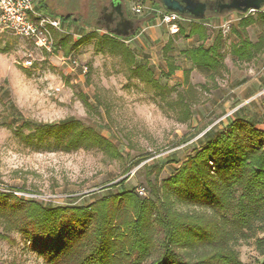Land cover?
<instances>
[{
  "label": "rangeland",
  "instance_id": "rangeland-1",
  "mask_svg": "<svg viewBox=\"0 0 264 264\" xmlns=\"http://www.w3.org/2000/svg\"><path fill=\"white\" fill-rule=\"evenodd\" d=\"M105 3L44 0L43 11L49 16L71 17L62 36H72L68 48L80 44L69 56L62 48L54 56L44 55L21 38L0 33L1 192L54 206H80L123 187L148 199L155 167H163L160 182L168 179L208 129H224L239 109L250 117L264 114V53L251 62H240L233 55V48L241 41L257 42L262 31L257 22L244 34L239 30V36L232 30L243 17L256 18L258 12L207 19L204 25L209 38L201 44L211 46L221 32L225 66L221 73L210 77L183 54L200 44L196 38L175 37L173 49L166 53L164 47L171 35L165 27L140 34L143 28L155 24L154 11L158 7L154 0H132V7L144 9L141 15L132 11L139 21L138 29L131 37L119 38L134 53V67H144L132 75L136 68L130 67L126 58L109 45H99L100 38L108 35L97 23ZM191 23L185 24L186 34ZM95 31L96 38H86ZM6 47L9 49L2 52ZM29 51L35 64L25 68L22 63ZM75 61L77 65H73ZM170 62L177 67L172 73ZM11 104L20 120L17 125L22 121L58 125L77 119L87 125L96 124L114 150L63 153L28 146L3 124L11 122ZM258 128L264 130V125ZM171 159L174 162L168 163ZM123 181L124 186L118 187ZM2 223L0 218V234L5 235L0 236V264H47L19 232H3ZM262 237L257 228L239 235L235 249L244 264L264 262L256 248V240Z\"/></svg>",
  "mask_w": 264,
  "mask_h": 264
},
{
  "label": "trees",
  "instance_id": "trees-1",
  "mask_svg": "<svg viewBox=\"0 0 264 264\" xmlns=\"http://www.w3.org/2000/svg\"><path fill=\"white\" fill-rule=\"evenodd\" d=\"M43 3L40 0L42 11ZM60 20L64 27L71 17ZM206 21H193L188 34L181 28L164 50L171 52L175 37L196 38L200 44L183 54L195 68L213 77L225 69L223 35L218 32L205 48L201 43L209 38ZM256 22L262 28L257 42L243 40L233 48L240 62H251L264 53V11L256 18L243 17L232 30L239 36V30L244 34ZM97 36L95 31L86 38ZM119 38L108 34L99 45H109L134 67V53ZM72 39L57 34L55 53L62 48L69 56L80 44L68 48ZM169 66L171 73L177 70L174 62ZM143 70L137 67L132 75ZM179 100L185 107L181 94ZM10 108L11 122L3 124L28 146L63 153L114 150L96 124L69 119L58 125L22 120L17 125V111L13 104ZM241 111L229 118L224 129H208L186 161L177 164L174 176L160 182L163 167H155L148 199L125 189L124 181L118 184L121 191L80 206H54L0 191L2 231L19 232L47 264H244L235 249L239 235L255 228L264 235V130L258 128L264 125V114L250 117ZM256 248L264 256V237L256 240Z\"/></svg>",
  "mask_w": 264,
  "mask_h": 264
},
{
  "label": "built area",
  "instance_id": "built-area-1",
  "mask_svg": "<svg viewBox=\"0 0 264 264\" xmlns=\"http://www.w3.org/2000/svg\"><path fill=\"white\" fill-rule=\"evenodd\" d=\"M40 0H0V33H7L30 43L31 47L40 53L54 56L56 35H63L64 28L59 18H53L40 10ZM143 7L134 6L132 11L136 15L143 13ZM249 11L248 13H252ZM156 20L153 26L143 28L140 34L150 28L165 27L171 36L178 35L181 28L189 20L176 13L160 10L154 11ZM246 13V14H248ZM22 63L25 68H32L35 64L33 52L29 51ZM73 65H77L75 61ZM87 72V67L83 68ZM57 92L60 88L56 89ZM144 194L143 192H140Z\"/></svg>",
  "mask_w": 264,
  "mask_h": 264
},
{
  "label": "flooded vegetation",
  "instance_id": "flooded-vegetation-1",
  "mask_svg": "<svg viewBox=\"0 0 264 264\" xmlns=\"http://www.w3.org/2000/svg\"><path fill=\"white\" fill-rule=\"evenodd\" d=\"M207 5L206 19L219 18L226 15L234 14L228 13L225 6L232 0H197ZM157 10L167 12L164 10L161 0H154ZM132 0H106L103 5L100 15L98 17V25H102L106 33L112 36L120 37L115 34L119 32L122 35L127 34L129 37L133 36L138 29V22L132 16ZM130 22L129 24L126 22Z\"/></svg>",
  "mask_w": 264,
  "mask_h": 264
},
{
  "label": "water",
  "instance_id": "water-1",
  "mask_svg": "<svg viewBox=\"0 0 264 264\" xmlns=\"http://www.w3.org/2000/svg\"><path fill=\"white\" fill-rule=\"evenodd\" d=\"M161 3L168 13H176L189 20L202 21L207 17V5L197 0H161ZM262 8H264V0H232L225 6L228 13L242 15L249 11L259 12ZM115 34L122 38L129 37V35H122L119 32H115Z\"/></svg>",
  "mask_w": 264,
  "mask_h": 264
},
{
  "label": "crops",
  "instance_id": "crops-1",
  "mask_svg": "<svg viewBox=\"0 0 264 264\" xmlns=\"http://www.w3.org/2000/svg\"><path fill=\"white\" fill-rule=\"evenodd\" d=\"M187 26V25H186ZM185 27V26H184Z\"/></svg>",
  "mask_w": 264,
  "mask_h": 264
}]
</instances>
